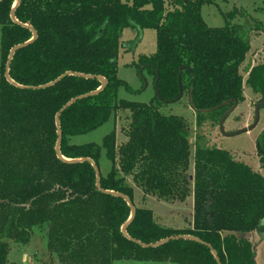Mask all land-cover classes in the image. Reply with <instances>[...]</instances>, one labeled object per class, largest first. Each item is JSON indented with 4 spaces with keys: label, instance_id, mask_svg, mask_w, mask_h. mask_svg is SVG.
Segmentation results:
<instances>
[{
    "label": "trees",
    "instance_id": "1",
    "mask_svg": "<svg viewBox=\"0 0 264 264\" xmlns=\"http://www.w3.org/2000/svg\"><path fill=\"white\" fill-rule=\"evenodd\" d=\"M15 3L0 0V264H8L7 240L28 243L33 228L43 225L48 249L61 264H218L210 247L193 240L142 247L126 238L122 226L131 216L128 203L97 188L90 162L58 157L56 115L73 98L98 90L102 83L97 76L107 80L106 87L73 102L60 116L63 157L90 158L100 169L101 146L70 144L69 138L95 130L116 111L128 110L127 140L117 146L115 132L104 137L112 166L106 176L101 173V187L134 202V187L127 183L132 176L144 195L170 201L186 200L194 182L191 227L159 224L151 209L136 206L129 236L149 244L189 235L211 245L222 264H257L252 242L237 234L257 231L264 240V176L225 149L198 147L191 179L188 123L159 108L178 97L182 67L183 91L192 94L198 110L244 99L240 66L251 49L252 27L232 23L239 10L227 13L224 26L213 27L202 15L203 5L212 0H20L15 21ZM243 16L248 13L243 11ZM125 28L137 30L131 49L144 29L157 33L156 52L141 57L144 62L137 65L144 80L143 71L151 70L154 84L159 73L161 97L156 94L148 103L118 98L122 85L134 92L118 76ZM33 29L37 38L12 58V84L5 76L10 51L30 41ZM68 72L93 77L71 74L36 88ZM246 83L264 100V63L249 67ZM227 109L215 111L223 114ZM263 140L264 130L258 139L264 169Z\"/></svg>",
    "mask_w": 264,
    "mask_h": 264
},
{
    "label": "rangeland",
    "instance_id": "2",
    "mask_svg": "<svg viewBox=\"0 0 264 264\" xmlns=\"http://www.w3.org/2000/svg\"><path fill=\"white\" fill-rule=\"evenodd\" d=\"M124 2L133 0H122ZM213 3L205 4L202 7V15L209 26L222 27L226 24L227 13L238 9L239 15L232 20V23H248L252 27L250 33L251 49L243 64L240 66V73L243 75L244 99L232 111L224 124L226 132H234L250 126L254 122L255 106L260 100L247 85L249 67L264 63V0H212ZM243 11L248 16H243ZM261 27L260 30L258 28ZM137 30L125 28L121 35L123 46L119 49L118 76L125 80L134 92L129 91L124 85L119 87L118 98L140 102H149L155 95L154 75L151 70L145 69L142 76V68L138 64L143 63L141 57H150L157 49V33L155 29L146 28L143 30L141 40L135 43L131 49L126 44L135 41ZM143 84L145 89L143 90ZM136 91V92H135ZM190 95L184 92L183 97L172 103H162L160 111L167 115H178L186 119L190 129V143L192 149L191 165L189 174L194 177L193 156L198 147L221 148L230 152L234 160L249 165L254 171L264 176L260 153L257 142L264 130V107L260 109V119L255 128L235 136H225L220 129L219 122L221 112L203 113L201 116L191 106ZM131 121V113L128 110H119L95 130L86 134L71 136L70 144H85L94 142L101 146L100 169L102 175L106 176L111 169L112 163L106 154L103 146L104 137L111 132L116 134V144L120 146L127 140L126 131ZM124 141V142H123ZM121 142V143H120ZM264 145V140L261 142ZM127 183L134 187V204L138 207L151 209L156 222L167 227L180 229L190 227L193 220L194 198L193 179L190 183V195L186 200L165 201L157 199L153 195H144L141 188L137 187L132 176L127 177ZM191 198V199H190ZM178 202V203H177ZM172 203V204H171ZM173 203H176L173 205ZM262 238V236H260ZM251 240L255 245L256 263L264 264V241L259 239V234L253 232ZM9 243L8 264H61L56 254L48 249L47 226L34 227L28 243L7 240ZM113 264H177L171 262H157L144 260H119Z\"/></svg>",
    "mask_w": 264,
    "mask_h": 264
},
{
    "label": "water",
    "instance_id": "3",
    "mask_svg": "<svg viewBox=\"0 0 264 264\" xmlns=\"http://www.w3.org/2000/svg\"><path fill=\"white\" fill-rule=\"evenodd\" d=\"M20 0H16V3H15V6L13 8V11H12V19L16 21V18H15V12H14V9L16 8L17 4L19 3ZM38 36V33L35 29H33V38L28 41L27 43H24V44H19V45H16L14 46L11 51H10V55H9V61L7 63V69H6V72H5V76L7 78V80L12 83V84H16L9 76V66L11 64V61H12V58L15 54V52L28 45L29 43L33 42ZM128 46H130L128 44ZM185 69V67H182L181 70H180V73H179V76H178V83H179V88H180V93L178 95V97H176L175 99L169 101V103H172V102H176L178 100H180L183 95H184V91H183V87H182V81H181V76H182V72L183 70ZM71 74H74V75H77V76H82V77H93L92 75H83V74H79V73H65L64 75H62L61 77H59L57 80L47 84V85H44V86H39V87H36V88H44V87H49L53 84H55L56 82H58L59 80H61L63 77L67 76V75H71ZM97 78L100 80V82L102 83L101 87L94 91V92H91L89 94H85V95H81L79 97H76V98H73L70 102H68L56 115V125H57V128H58V133H59V136H58V142H57V147H56V152H57V155L59 158H62L63 160L67 161V162H79V161H88L92 164V166L94 167L95 171H96V176H97V188L106 193V194H110V195H113V196H117V197H121L123 198L127 203L128 205L130 206L131 208V216L129 218V220L122 226V234L128 238L129 240L131 241H134L135 243L141 245L142 247H157V246H161L171 240H175V239H189V240H193V241H196V242H199V243H202V244H205L207 245L208 247H210L211 249V252L213 253L216 261L218 264H222L221 263V260H220V257L218 255V253L216 252V250L211 246L209 245L208 243L204 242L203 240L199 239V238H196V237H193V236H189V235H174V236H170L168 238H165L163 240H160L158 242H155V243H149V244H146V243H143L139 240H136L132 237L129 236L128 232H127V228L129 226V224L132 222V220L134 219L135 217V214H136V206L134 204V202L125 194L123 193H120V192H116L114 190H106V189H103L100 185V176H101V171L99 169V167L97 166V164L90 158H81V159H67L65 157H63V155L61 154V151H60V145H61V141H62V130H61V125H60V116L61 114L73 103V102H76L77 100L79 99H82V98H85V97H88V96H91V95H94V94H97L98 92H100L102 89H104L107 85V80L102 77V76H97ZM158 80H159V73L157 71V78H156V82L154 84V87H155V91H156V94L158 95V97H161L160 96V93H159V89H158ZM190 103H191V106L192 108L194 109V111H200L201 113H210V112H213L221 107H224V106H228V109L223 113L221 119H220V122H219V126H220V129H221V132L225 135V136H235V135H239L241 133H244V132H247L249 130H252L253 128H255L259 122V119H260V109L264 106V100H260L258 101V103L256 104L255 106V113H254V122L248 126V127H244L242 129H239L237 131H234V132H226L225 129H224V124H225V121L228 117V115L234 111L238 105V101L237 100H233V99H230V100H227L217 106H214L212 108H207V109H201V110H198L195 105H194V101H193V96L192 94H190ZM257 147H258V150L260 151V142L258 141L257 142Z\"/></svg>",
    "mask_w": 264,
    "mask_h": 264
},
{
    "label": "crops",
    "instance_id": "4",
    "mask_svg": "<svg viewBox=\"0 0 264 264\" xmlns=\"http://www.w3.org/2000/svg\"><path fill=\"white\" fill-rule=\"evenodd\" d=\"M125 44V43H124ZM126 46H128V43L126 44ZM126 141V140H125ZM124 142V141H123ZM121 143V142H120ZM191 199V198H190ZM178 203V202H177ZM172 204V203H171ZM176 203H173V205H175ZM160 224V223H159ZM163 225V224H162ZM193 225V220L191 221V224H190V227ZM253 232H257V231H251V232H247V233H244V234H237V235H239V236H241V237H243V238H245V239H247V240H249L250 242H252V240H251V235H252V233ZM258 233V232H257ZM259 234V233H258ZM261 235L259 234V239L261 240V241H264V240H262V238L260 237ZM252 244H253V242H252ZM253 246L255 247V245L253 244Z\"/></svg>",
    "mask_w": 264,
    "mask_h": 264
}]
</instances>
